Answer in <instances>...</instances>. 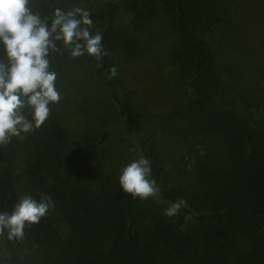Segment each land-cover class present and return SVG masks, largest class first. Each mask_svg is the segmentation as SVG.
<instances>
[{
  "label": "trees",
  "instance_id": "obj_1",
  "mask_svg": "<svg viewBox=\"0 0 264 264\" xmlns=\"http://www.w3.org/2000/svg\"><path fill=\"white\" fill-rule=\"evenodd\" d=\"M32 6L50 20L46 0ZM88 11L108 52L98 65L110 99L160 193H125L117 172L101 171L107 131L72 141L59 102L39 129L0 146V211L26 194H50L55 204L23 239L0 236V264H264V92L228 50L227 0H101ZM152 22L174 36L169 56L185 81L183 102L161 125L170 159L116 57H142L139 33ZM69 59L52 54V70L61 73ZM180 199L179 214L166 216Z\"/></svg>",
  "mask_w": 264,
  "mask_h": 264
},
{
  "label": "rangeland",
  "instance_id": "obj_2",
  "mask_svg": "<svg viewBox=\"0 0 264 264\" xmlns=\"http://www.w3.org/2000/svg\"><path fill=\"white\" fill-rule=\"evenodd\" d=\"M101 0H81L66 3L46 0L49 7L65 11L79 6L86 10L98 7ZM229 14L224 17V31L228 50L234 61L243 69L244 79L250 81L259 93L264 92V0H227ZM97 27H93L96 33ZM145 54L128 60L116 54L120 72L134 91L138 108L150 118L156 142L166 157H171L170 137L162 129L164 115L170 113L173 103H182L184 79H179L175 65L170 60L174 36L164 27L152 22L139 33ZM4 55L0 46V57ZM70 56V55H69ZM58 74L57 87L62 99L58 109L63 114L65 127L71 140L90 136L99 130L108 133L107 152L101 171L117 172L141 156L135 139L123 127L108 88L99 70L98 60L85 54L73 59ZM249 83V82H248ZM182 86V88H181ZM87 144L84 143L82 147ZM171 167V163H169ZM61 227L62 223L60 224Z\"/></svg>",
  "mask_w": 264,
  "mask_h": 264
},
{
  "label": "clouds",
  "instance_id": "obj_3",
  "mask_svg": "<svg viewBox=\"0 0 264 264\" xmlns=\"http://www.w3.org/2000/svg\"><path fill=\"white\" fill-rule=\"evenodd\" d=\"M93 27L91 13L79 6L67 11L56 7L49 20L34 11L32 0H0V146L39 129L62 99L52 54L67 51L73 59L87 54L97 60L108 55L103 35L93 33ZM108 72L112 79L117 68L110 66ZM151 176L150 161L141 155L121 170L119 184L134 199L147 200L160 193ZM184 203L172 202L165 215H178ZM54 207L50 194L41 193L39 199L23 195L11 212L0 211V236L7 232L10 241L23 239L25 228L38 224Z\"/></svg>",
  "mask_w": 264,
  "mask_h": 264
}]
</instances>
